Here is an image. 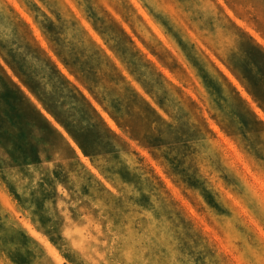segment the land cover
I'll use <instances>...</instances> for the list:
<instances>
[{
	"label": "clouds",
	"instance_id": "1",
	"mask_svg": "<svg viewBox=\"0 0 264 264\" xmlns=\"http://www.w3.org/2000/svg\"><path fill=\"white\" fill-rule=\"evenodd\" d=\"M0 264H264V0H0Z\"/></svg>",
	"mask_w": 264,
	"mask_h": 264
},
{
	"label": "crops",
	"instance_id": "2",
	"mask_svg": "<svg viewBox=\"0 0 264 264\" xmlns=\"http://www.w3.org/2000/svg\"><path fill=\"white\" fill-rule=\"evenodd\" d=\"M145 19L148 21L149 25L152 24L151 20H149L147 16H145ZM153 30H154V31H157V35H160V36H161V39H165V38H164V37L158 32V30L155 29L154 26H153ZM137 42L139 43V41H137Z\"/></svg>",
	"mask_w": 264,
	"mask_h": 264
}]
</instances>
